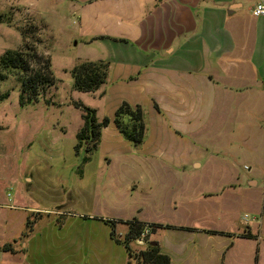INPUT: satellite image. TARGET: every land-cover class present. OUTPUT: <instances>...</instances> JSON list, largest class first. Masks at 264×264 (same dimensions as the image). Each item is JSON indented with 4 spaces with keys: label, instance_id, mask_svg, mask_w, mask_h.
<instances>
[{
    "label": "crops",
    "instance_id": "1",
    "mask_svg": "<svg viewBox=\"0 0 264 264\" xmlns=\"http://www.w3.org/2000/svg\"><path fill=\"white\" fill-rule=\"evenodd\" d=\"M256 1L72 0L82 4L83 42L94 54L87 60L108 63L96 90L116 97V105L142 108L144 168L197 180L177 197L152 201L193 217L139 215L168 227H156L142 245L130 243L133 249L154 241L170 264H264V15L252 14ZM108 119L102 128L116 129ZM237 154L252 165L244 183L233 166ZM240 210L252 215L246 224ZM92 219L84 234L91 264H126L108 223ZM117 223L121 237L127 226L120 234ZM247 231L254 236L240 235ZM68 237L71 252L80 248L78 234Z\"/></svg>",
    "mask_w": 264,
    "mask_h": 264
},
{
    "label": "rangeland",
    "instance_id": "2",
    "mask_svg": "<svg viewBox=\"0 0 264 264\" xmlns=\"http://www.w3.org/2000/svg\"><path fill=\"white\" fill-rule=\"evenodd\" d=\"M81 16L82 4L72 0H0V54L23 44L35 48L48 57L53 81L36 99L19 103L18 72L8 70L0 80V96L7 93L0 99V264H91L84 234L92 217L125 220L155 214L184 221L194 214L184 207H154L152 201L177 197L197 180L176 170L169 177L148 172L139 160L140 145L111 125L101 128L93 149L87 150L85 141L78 143L80 106L94 108L100 121L111 119L118 105L108 93L72 87V67L94 55L83 42ZM29 65L35 66L32 61ZM232 160L244 183L251 162L242 154ZM238 214L241 224L251 220L250 212ZM125 229L117 223V232ZM73 233L82 239L71 252L68 236ZM4 244L9 248L3 249Z\"/></svg>",
    "mask_w": 264,
    "mask_h": 264
},
{
    "label": "trees",
    "instance_id": "3",
    "mask_svg": "<svg viewBox=\"0 0 264 264\" xmlns=\"http://www.w3.org/2000/svg\"><path fill=\"white\" fill-rule=\"evenodd\" d=\"M30 48V49H29ZM34 63V67H30L29 62ZM49 59L47 56L38 54L35 48L21 45L16 49H6L0 54V80L6 77V71L16 70L20 79L19 103H27L34 99L40 91H43L52 81L49 71ZM108 63L105 60H83L72 67L70 75L72 78V87L80 91H94L106 81ZM7 93L0 96L4 99ZM76 106L80 104L75 103ZM82 109L81 118L82 125L76 132L78 143L85 141V148L91 150L96 147L101 128L106 126L109 119L104 116L100 121L96 119L95 109L88 106H80ZM112 121L122 135V137L134 145H139L145 134V123L142 108L139 104H131L122 100L115 108ZM110 226V237L120 243L127 254L128 259L133 264H170V257L159 250L156 243L149 244L140 249H133L130 243L135 240L144 226H148V234L156 227H168L167 224L148 223L140 221L135 217L130 219H103ZM125 223L127 229L125 233L118 237L114 232V223ZM30 230V228H29ZM27 232H24L26 235ZM242 236L253 237L250 232L240 233ZM3 249H8L9 245L4 244ZM129 262V261H128Z\"/></svg>",
    "mask_w": 264,
    "mask_h": 264
},
{
    "label": "built area",
    "instance_id": "4",
    "mask_svg": "<svg viewBox=\"0 0 264 264\" xmlns=\"http://www.w3.org/2000/svg\"><path fill=\"white\" fill-rule=\"evenodd\" d=\"M252 14L255 16L264 15V0H257L252 7ZM148 234V226H144L139 236L135 239L136 242L140 243L146 239Z\"/></svg>",
    "mask_w": 264,
    "mask_h": 264
},
{
    "label": "water",
    "instance_id": "5",
    "mask_svg": "<svg viewBox=\"0 0 264 264\" xmlns=\"http://www.w3.org/2000/svg\"><path fill=\"white\" fill-rule=\"evenodd\" d=\"M155 242L154 241H149V244H154Z\"/></svg>",
    "mask_w": 264,
    "mask_h": 264
}]
</instances>
